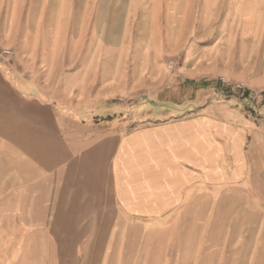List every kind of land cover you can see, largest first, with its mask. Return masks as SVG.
Listing matches in <instances>:
<instances>
[{
	"label": "crops",
	"instance_id": "crops-1",
	"mask_svg": "<svg viewBox=\"0 0 264 264\" xmlns=\"http://www.w3.org/2000/svg\"><path fill=\"white\" fill-rule=\"evenodd\" d=\"M188 1L59 0L54 21L52 0H43L46 17L34 21L28 44L51 51L42 59H60L52 45H80L89 28L99 43L101 13L124 11L132 13L124 27L135 26V13L151 12V28L168 36ZM158 15L163 24L155 23ZM28 55L35 58V48ZM61 92L20 73L14 82L17 219L40 211L44 219L75 221L44 233L70 237L76 264H264V124L245 115L99 120L90 110L95 100Z\"/></svg>",
	"mask_w": 264,
	"mask_h": 264
},
{
	"label": "rangeland",
	"instance_id": "rangeland-1",
	"mask_svg": "<svg viewBox=\"0 0 264 264\" xmlns=\"http://www.w3.org/2000/svg\"><path fill=\"white\" fill-rule=\"evenodd\" d=\"M45 10L43 0H4L0 12V264H76L75 250H67L70 237L44 233L47 228L58 233L75 221L44 219L40 211L31 213V219L15 214L11 103L18 73L61 87L68 97L95 100L90 110L99 120L245 115L264 124V0L181 2L178 29L167 28L163 37L151 28L154 13H135L134 27H124L132 13H101L106 26L100 28L99 43L89 28L80 45L70 38L64 45H46L60 59H42L51 51L28 44L34 21L43 20ZM50 18L60 19L59 0H52ZM155 23L164 20L158 15ZM36 35L41 34L36 30ZM59 37L56 30L51 39ZM30 48H35V58L28 55ZM4 50L12 54L3 57ZM18 230L19 235H12ZM26 231L30 234L23 235Z\"/></svg>",
	"mask_w": 264,
	"mask_h": 264
},
{
	"label": "built area",
	"instance_id": "built-area-1",
	"mask_svg": "<svg viewBox=\"0 0 264 264\" xmlns=\"http://www.w3.org/2000/svg\"><path fill=\"white\" fill-rule=\"evenodd\" d=\"M11 54H12V52L10 50H4L3 53H2L3 57H8Z\"/></svg>",
	"mask_w": 264,
	"mask_h": 264
}]
</instances>
